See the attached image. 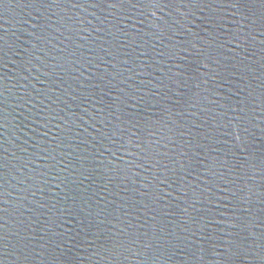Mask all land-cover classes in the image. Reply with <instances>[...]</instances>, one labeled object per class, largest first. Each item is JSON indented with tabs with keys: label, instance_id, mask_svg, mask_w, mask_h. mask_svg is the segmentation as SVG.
Segmentation results:
<instances>
[{
	"label": "water",
	"instance_id": "1",
	"mask_svg": "<svg viewBox=\"0 0 264 264\" xmlns=\"http://www.w3.org/2000/svg\"><path fill=\"white\" fill-rule=\"evenodd\" d=\"M0 264H264V0H0Z\"/></svg>",
	"mask_w": 264,
	"mask_h": 264
},
{
	"label": "snow or ice",
	"instance_id": "2",
	"mask_svg": "<svg viewBox=\"0 0 264 264\" xmlns=\"http://www.w3.org/2000/svg\"><path fill=\"white\" fill-rule=\"evenodd\" d=\"M238 6V5H237ZM150 245L146 244L145 247H149Z\"/></svg>",
	"mask_w": 264,
	"mask_h": 264
}]
</instances>
